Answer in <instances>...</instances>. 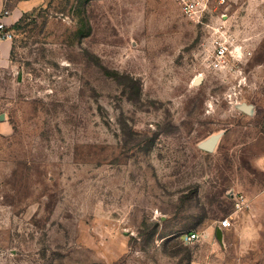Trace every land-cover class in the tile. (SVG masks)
Segmentation results:
<instances>
[{
    "label": "rangeland",
    "instance_id": "rangeland-1",
    "mask_svg": "<svg viewBox=\"0 0 264 264\" xmlns=\"http://www.w3.org/2000/svg\"><path fill=\"white\" fill-rule=\"evenodd\" d=\"M33 1L0 68V264H264V0Z\"/></svg>",
    "mask_w": 264,
    "mask_h": 264
},
{
    "label": "built area",
    "instance_id": "built-area-1",
    "mask_svg": "<svg viewBox=\"0 0 264 264\" xmlns=\"http://www.w3.org/2000/svg\"><path fill=\"white\" fill-rule=\"evenodd\" d=\"M182 13L185 16L192 18H200L211 11L212 3L225 6L229 0H177ZM9 12L0 13V44L13 39L14 31L11 27L3 22V18L8 16ZM232 44L229 40H217L214 52L210 58V66L219 71H228L230 59L235 57V50L231 49ZM237 52V51H236ZM239 52V51H238ZM239 205V203H238ZM231 227V222L228 218L221 222V228L227 229ZM185 243L189 244L198 238L196 233H187L183 235Z\"/></svg>",
    "mask_w": 264,
    "mask_h": 264
},
{
    "label": "crops",
    "instance_id": "crops-1",
    "mask_svg": "<svg viewBox=\"0 0 264 264\" xmlns=\"http://www.w3.org/2000/svg\"><path fill=\"white\" fill-rule=\"evenodd\" d=\"M238 1V0H236ZM178 2V1H177ZM179 5V3H178ZM180 6V5H179ZM34 7V1H25L20 3L14 9L9 12L8 16L3 18V22L9 26H14L23 16V14L27 13L29 9ZM1 13V11H0ZM12 52V44L11 41H6L0 44V68H5L10 64V56ZM258 166L264 171V158H259Z\"/></svg>",
    "mask_w": 264,
    "mask_h": 264
},
{
    "label": "water",
    "instance_id": "water-1",
    "mask_svg": "<svg viewBox=\"0 0 264 264\" xmlns=\"http://www.w3.org/2000/svg\"><path fill=\"white\" fill-rule=\"evenodd\" d=\"M241 109L247 113H252L253 111V107L251 105H246V104H243L241 106ZM218 139H219V135L212 136L209 140H207V142H205L202 145V147L210 150L217 143Z\"/></svg>",
    "mask_w": 264,
    "mask_h": 264
},
{
    "label": "trees",
    "instance_id": "trees-1",
    "mask_svg": "<svg viewBox=\"0 0 264 264\" xmlns=\"http://www.w3.org/2000/svg\"><path fill=\"white\" fill-rule=\"evenodd\" d=\"M23 18H21L14 26L11 27V29L15 30L18 29V27L22 24Z\"/></svg>",
    "mask_w": 264,
    "mask_h": 264
}]
</instances>
